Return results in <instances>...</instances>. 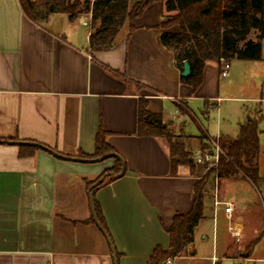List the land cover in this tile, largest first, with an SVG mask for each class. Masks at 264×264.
<instances>
[{
	"label": "crops",
	"instance_id": "crops-1",
	"mask_svg": "<svg viewBox=\"0 0 264 264\" xmlns=\"http://www.w3.org/2000/svg\"><path fill=\"white\" fill-rule=\"evenodd\" d=\"M142 6L112 48L93 51L87 22L59 13L36 24L20 0H0V140L79 157L94 155L97 135L105 132L125 173L98 187L94 200L118 264H148L157 246L169 247L166 228L192 210L200 181L187 164L173 170L166 137L145 132L142 111L180 136L198 166L196 144L236 137L255 108L250 120L259 128L264 189V95L255 61H229L225 77L221 63L207 61L194 90L161 41L171 14L165 2ZM20 147L0 143V264H114L91 212L96 183L89 184L117 165L115 157L79 162L30 145L23 156ZM219 188V198L234 205L231 217L205 194L192 253L166 264H264L263 190L242 175L223 179Z\"/></svg>",
	"mask_w": 264,
	"mask_h": 264
},
{
	"label": "trees",
	"instance_id": "trees-1",
	"mask_svg": "<svg viewBox=\"0 0 264 264\" xmlns=\"http://www.w3.org/2000/svg\"><path fill=\"white\" fill-rule=\"evenodd\" d=\"M157 0H147V3ZM166 10L171 13L163 24L164 33L161 41L173 52L178 68L188 62L191 73L181 77L182 81L191 85L194 90L202 82L203 70L207 61H231L233 59L258 61L262 59L264 38V0H162ZM144 0H86L81 9V0H20L24 14L36 24H42L54 14H66L70 20H77L79 13L86 11L92 15L93 32L90 34L89 47L93 51L107 50L114 46L120 29L137 17ZM100 26L96 28L97 22ZM178 26L177 32L170 31ZM257 32V40L251 34ZM145 132L158 131L168 143L173 170L179 165H189L191 170L207 169L208 164L195 166L191 161L192 153L183 141H174L175 135L165 131L161 119L142 111ZM142 121V120H141ZM142 126V127H143ZM151 131V132H152ZM106 134L100 131L96 139V152L89 156L83 153L80 158L101 157L108 153H116L106 142ZM206 138V136H203ZM221 148L218 165L210 168L196 185L192 210L187 214L176 215L172 224L166 228L170 237L168 248L157 246L151 254L148 264H166L168 260L192 253L194 230L203 218L205 186L211 173L215 174L219 183L226 178L242 175L253 183L259 176V128L254 120L240 126L236 137L221 135L214 139ZM212 147V146H211ZM21 155H25L26 145H21ZM28 149H31L28 148ZM209 149V148H208ZM117 165L107 170L90 186L97 184L95 191L106 181H112L109 173H119L121 162L115 158ZM205 179V180H204ZM97 217L107 231L99 205L94 200ZM108 232V231H107Z\"/></svg>",
	"mask_w": 264,
	"mask_h": 264
},
{
	"label": "rangeland",
	"instance_id": "rangeland-1",
	"mask_svg": "<svg viewBox=\"0 0 264 264\" xmlns=\"http://www.w3.org/2000/svg\"><path fill=\"white\" fill-rule=\"evenodd\" d=\"M85 1L86 0H81V3H82V7H81V9L83 10V8L85 7ZM66 16H68V15H66ZM77 20H80V21H83V22H87V24H88V27L90 28V30H91V32H93L94 31V29L92 28V15H91V13L90 12H86V11H83V12H81V13H79L78 14V16H77ZM58 22V21H57ZM128 22H126V24H127ZM100 26V21H98L97 22V24H96V28H98ZM82 31H85V27H84V29H82ZM90 32V33H91ZM257 35H258V33L257 32H253L252 34H251V38H253V39H255V40H257ZM261 42H262V45H263V49H262V59L261 60H258V61H255L253 64H255V66H256V71L258 72V74H259V77H258V85H259V95H264V38L261 40ZM232 61V66H237L236 64H244V63H239L237 60H235V59H233V60H231ZM222 64H223V61L221 62V67H220V72H221V69H222ZM236 68V67H235ZM249 107V106H248ZM256 107V106H255ZM254 109L255 108H250L249 110H250V112L249 113H247V114H249L250 116H246L247 117V119H248V117H251V114H253L252 112L254 111ZM221 110L223 111V114H224V112L226 111V108H225V104H223V106H222V108H221ZM170 133H172L173 135H175V137H174V141H183V139H181V137L180 136H177L176 134H175V132H170ZM214 134H212V132H210V135H208L207 137H209V138H212V136H213ZM214 137V136H213ZM202 139V138H201ZM212 139H216V138H212ZM202 141H203V139H202ZM200 141V144L197 146V144H196V146H195V148H194V150H196L197 148H198V150L200 149V152H205V153H208V152H210L211 151V146L213 145V142H211V141H209V140H206L205 142L203 141ZM209 148V149H208ZM193 152V151H192ZM193 154V153H192ZM200 154V153H199ZM199 154L197 155V157L199 156ZM193 155H195V153L193 154ZM105 161V160H104ZM201 165H204V164H200V165H198V166H201ZM197 166V167H198ZM210 168H212V166L211 165H209L208 167H207V169H197L196 170V173H195V175L196 176H198L199 178H200V180L202 179V178H204V176H205V173L207 172V170L208 169H210ZM215 174L214 173H211V176L208 178V179H206L207 180V184H206V186H205V194L207 195V196H209V197H212V198H214V196H213V194H214V190H215V183H214V180H215ZM205 180V179H204ZM256 185H258V187L259 188H261V184H260V182L258 181L257 183H255ZM220 189V188H219ZM260 190H263V196H264V189H260Z\"/></svg>",
	"mask_w": 264,
	"mask_h": 264
},
{
	"label": "water",
	"instance_id": "water-1",
	"mask_svg": "<svg viewBox=\"0 0 264 264\" xmlns=\"http://www.w3.org/2000/svg\"><path fill=\"white\" fill-rule=\"evenodd\" d=\"M190 73H191L190 64L188 62H185L184 65H183V71L181 72V75L183 77H187L188 75H190ZM250 119L251 118L248 117V120H250ZM3 142L10 143V144L30 145V146L38 147V148H41L43 150L48 151L49 153L53 154L54 156H56L58 158H62V159H66V160H74V161H79V162H98V161L106 160V159L111 158V157H115V158L119 159L120 162H121V170H120L119 173H116V174L109 173V175L119 178V177L123 176L124 173H125V163L123 162L121 156L119 154H117V153H108V154H105V155H103L101 157H97V158H80V157H71V156H66V155L59 154V153L53 151L52 149L48 148L47 146H44V145H41V144H38V143H35V142L0 140V143H3ZM96 185L97 184H95L94 186L91 187V190H90V193H89L90 200H91V212H92L93 220L96 223V225L99 227V229L103 232V234L105 235V237L107 238V240L109 242V245L111 247V252H112V255H113L114 264H118L117 254H116L114 245H113V243L111 241V238L109 237L107 231L103 228V226L101 225V223L99 222V219L97 217L96 208H95V205H94V191L92 190Z\"/></svg>",
	"mask_w": 264,
	"mask_h": 264
},
{
	"label": "built area",
	"instance_id": "built-area-1",
	"mask_svg": "<svg viewBox=\"0 0 264 264\" xmlns=\"http://www.w3.org/2000/svg\"><path fill=\"white\" fill-rule=\"evenodd\" d=\"M229 69H230V62L223 60L220 75L222 77L227 76ZM199 153H200L199 156L195 160L196 164L197 165L208 164V166L211 165L213 168V167H216L218 165L220 154H221V148L219 147L218 143L214 141L210 152H208V153L199 152ZM214 183H215V190H214V194H213L214 204H215V206L223 205L225 213L228 215V217H231L232 212L234 210V205L230 202L222 201L219 198V195H218V193H219V180H218V178H215Z\"/></svg>",
	"mask_w": 264,
	"mask_h": 264
}]
</instances>
